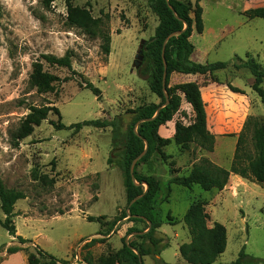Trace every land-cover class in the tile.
<instances>
[{
	"label": "rangeland",
	"instance_id": "374dc122",
	"mask_svg": "<svg viewBox=\"0 0 264 264\" xmlns=\"http://www.w3.org/2000/svg\"><path fill=\"white\" fill-rule=\"evenodd\" d=\"M43 1L0 0V180L7 188L26 194L15 205V236L0 224V264H28V253H35L36 247L71 264H78L88 251L98 258L122 247V238L134 225L127 219L114 226L111 223L127 207L121 167L127 130L140 107L161 102L149 88L150 62L144 53V45L159 23L150 0H71L74 9L88 10L93 20H102L98 29L91 22L83 26L79 13L70 14L67 0H56L49 7ZM201 4L205 30L202 35L195 32L192 42L210 51L209 63H230L228 71L219 72V76L227 75L225 81L230 84L237 71L233 65L241 63L238 57L247 61L248 54L264 69V20L244 22L239 14L243 0H202ZM99 30L109 31V56L102 51ZM141 50L142 58L138 59ZM68 52L73 54L71 69L52 65L44 58L63 57ZM135 61L140 63L138 69ZM38 65L55 78L48 88L30 83ZM237 75V84L242 87H248L253 79L246 69ZM86 83L101 90L100 99ZM174 83L172 75L170 85ZM252 93L254 101L260 103L255 108L253 101L251 116L263 120L264 105L253 89ZM180 96V110L160 128L163 138L173 140L177 124L190 126L194 121L191 106L183 94ZM31 107H55L61 117L51 111L29 136L19 138L31 128ZM207 110V127L216 137L213 152L195 144L183 152L173 141L163 149L166 159L155 154L138 167L141 174L160 180L156 215L163 224L173 225L160 228L170 240L161 259L168 264H185L178 252L179 244L189 236L183 218L193 203L205 199L207 213H213L230 232L227 249L216 263L232 264L244 250L248 258L243 264H264L262 198L254 200L248 195L237 199L235 193L221 199L219 191L186 189L171 183L174 177L188 175L202 158L225 169L231 167L238 135L250 116L239 118L213 103L207 104ZM92 120H116L118 128L84 127L75 133L53 126L60 121L70 127ZM45 178L52 179L54 185L43 183ZM89 217H103V224L90 222ZM5 219L0 201V222ZM137 226L146 230L148 225ZM19 236L28 242L21 244ZM135 236H128V241L139 242ZM103 238L105 243L84 249L91 240ZM11 247L27 250L11 260L7 253ZM151 257L146 264H161L159 255Z\"/></svg>",
	"mask_w": 264,
	"mask_h": 264
},
{
	"label": "trees",
	"instance_id": "16d2710c",
	"mask_svg": "<svg viewBox=\"0 0 264 264\" xmlns=\"http://www.w3.org/2000/svg\"><path fill=\"white\" fill-rule=\"evenodd\" d=\"M55 1L44 0L43 3L49 7ZM67 7L70 14H80V22L85 27H87V22H91L95 25L94 28L98 29L102 23L101 19L93 20L88 10L74 9L71 0H67ZM150 8L158 18L159 23L154 36L145 43L144 53L150 62L148 66L149 88L153 94L161 99V102L140 107L135 112L136 116L128 127L121 161V167L125 174L127 207L111 223L114 226L127 219L134 226L130 227L122 238V247L119 250L98 258H95L88 251L78 264H145L147 257L159 255L161 250L158 251V248L161 246L162 239L156 237V233L162 227L163 222L158 220L156 215V200L161 192V182L155 176L141 174L138 167L147 163L155 154L166 159L163 149L172 144L173 141L183 152L189 151L192 144L207 152H213L215 148L216 137L207 127L206 104L200 86L194 82L171 86L170 79L175 72L210 74L214 82L221 83L214 76V73L227 69L230 63L216 62L203 65L191 60V55L195 50V46L190 41L192 33L194 29L199 34H202L204 30L202 8L198 2L193 5L190 0H151ZM191 11L195 13L194 19L190 16ZM97 33L104 42L102 45L103 53L109 56L111 54L109 31L99 30ZM44 58L52 65L69 69L72 67L73 54L71 52L66 53L63 57L48 55ZM247 58L248 60L244 61L238 57L241 63L234 64L233 68L236 70L246 69L251 73L254 78L252 89L258 94L264 105V69L258 62L250 58L249 54ZM165 64L167 65V78L166 89L164 90ZM53 81L55 78L43 73L42 65H38L31 76L30 83L33 87L42 89L48 88ZM228 86L235 93H244L230 84ZM86 87L98 99L101 98L102 92L99 88L91 83H86ZM180 94H183L185 101L191 106L194 121L190 126L177 124L173 140L163 138L159 133L160 128L172 121L174 115L180 110L182 101ZM30 110L31 113L28 118L31 128L28 129V132L19 134V138L29 136L33 127L47 119L51 111L61 117L59 109L55 107H31ZM118 123L116 120L113 122L92 120L67 127L60 121L54 122L53 126L58 131L70 129L79 133L84 127L96 129L112 127L117 129ZM142 154L144 155L140 158ZM137 159L139 160L134 167V181L131 168ZM231 175H238L257 185H264V119L260 120L253 116L247 119L242 132L238 135L230 169L220 167L208 158H202L198 163L193 164L188 175L174 177L171 183L186 189L200 187L209 192L222 191L228 185ZM43 183L54 185V181L48 178H45ZM25 198L26 194L23 191L7 188L0 180L1 209L6 216L5 221L0 222V224L11 236L16 234L13 221L16 215L14 212L15 205L19 200ZM206 202L203 199L193 203L183 218V223L191 238L189 243H184L179 248L180 255L186 264H215L227 249V229L220 223H214L212 227H209L210 216L206 211ZM88 219L90 222H98L101 225L104 220L103 217H89ZM149 222L151 223L150 229ZM141 223L148 225L146 230H141L137 226ZM132 234L136 235L135 237L139 242L127 241L128 236ZM18 240L21 244L28 242L21 236L18 237ZM85 241L87 240L81 242ZM103 243H105V238L93 239L85 244L84 249L89 250L97 244ZM26 250L27 248L11 247L7 249V253L13 255ZM75 257L73 256V258ZM247 258L248 256L242 250L239 258L232 264H243ZM2 260L0 257V263ZM28 264H71V262L58 260L40 247H36L35 253H28Z\"/></svg>",
	"mask_w": 264,
	"mask_h": 264
},
{
	"label": "crops",
	"instance_id": "0c3cea01",
	"mask_svg": "<svg viewBox=\"0 0 264 264\" xmlns=\"http://www.w3.org/2000/svg\"><path fill=\"white\" fill-rule=\"evenodd\" d=\"M190 1L192 2L193 5H195L198 2L199 5L201 6V8H202V20H203V24H204L205 23V17H204L203 7L201 4L202 0H190ZM243 1H244V5L240 9L239 14L241 15V17L244 18V22H247V21H250L253 19H257V18L264 20V0H243ZM150 2H151V0H150ZM190 16L193 19L195 18L194 11L190 12ZM204 30H205V25H204ZM204 30H203V33H204ZM232 31H233V29L231 30V32ZM195 32L197 33V31L194 29L192 36L190 38L191 43L195 46V50H194L193 54L191 55V60L195 63H199V64H203V65L211 64V63H209V60H208L209 55H210V51H208V49L207 50L202 49L200 46H197L196 43L192 42V38H193ZM197 34H199V33H197ZM202 34H199V35H202ZM242 70H237L236 74L232 78H230V82H231L230 85L242 90L244 92L243 94L235 93L232 90H230L228 84L225 81V78H227V75L225 78H222L219 76V74H218L219 72L228 71L227 69L216 71L214 73V76H216L221 81V83L214 82L212 79V76L210 74L201 75V74H184V73L175 72L172 75H173V79H175V83H174L175 85L194 82L200 86L202 97H203V100L206 104V111H208L207 110V104L213 103L217 109H227V111H229L230 113L235 114L239 118L243 119V118H246V117L251 116L253 114L254 109L252 107L253 106L252 103L254 101L255 96L253 97V93H252V89H251V86L254 82V78L249 79L248 87H242L241 85L237 84V80L239 77V75H237V73H239ZM176 81H178V82H176ZM176 83H179V84H176ZM175 85H173V86H175ZM183 99H184V96H183ZM254 102L256 104L255 108H258L257 103H260L259 100H256ZM219 192L220 193L217 196H219V198H221V199L225 195H232L235 193H237V199L238 198H245L248 195H249V197H253L254 200H258L259 198H262L261 210L262 211L264 210V185H262V187H261L255 183H252L248 180L241 178L238 175H231L228 185L225 187V189L223 191H219ZM214 201H216V200H213L212 203ZM209 216H210V220L208 222L209 227H212L214 225V223H220L226 227L227 237H229V235H230L229 228L224 223H222L221 221L216 219V217L213 216V213H211V214L209 213ZM163 225H169V224H163ZM185 229H186V227H185ZM186 231L188 233L187 229H186ZM188 235H189V233H188ZM159 238L162 239L161 245H163V248H161V252L159 254V259L161 260V264H168L161 259V256H162L163 252L170 246V240L164 233L160 232V229H159ZM190 241H191V238L189 235L184 243H189ZM184 243L179 244L178 252H179L180 246ZM179 255H180V252H179ZM18 257H21V255L19 253H16V254L11 255L10 259L12 260V259L18 258ZM150 257H147V258H150ZM146 259H145V264H146ZM185 264H186V262H185ZM215 264H217V263H215Z\"/></svg>",
	"mask_w": 264,
	"mask_h": 264
},
{
	"label": "water",
	"instance_id": "95a60500",
	"mask_svg": "<svg viewBox=\"0 0 264 264\" xmlns=\"http://www.w3.org/2000/svg\"><path fill=\"white\" fill-rule=\"evenodd\" d=\"M142 53H143V51L141 50L140 52H139V55L137 56V58L138 59H141L142 58V56H140V55H142ZM140 67V63L138 62V61H135V68H139ZM166 78H167V65L165 64V72H164V79H163V87H164V90L166 89ZM147 144V143H146ZM146 149H147V147H146ZM144 154H145V152H144ZM144 154H142L141 156H140V158L144 155ZM139 158V159H140ZM139 159H137V160H135L134 162H133V164H132V168H131V172H132V175H133V180L135 181V177H134V167H135V164L137 163V161L139 160ZM149 224V229H150V227H151V223L149 222L148 223ZM133 235V234H132ZM127 241H128V238H127ZM136 253H137V251H136ZM138 254V253H137Z\"/></svg>",
	"mask_w": 264,
	"mask_h": 264
}]
</instances>
